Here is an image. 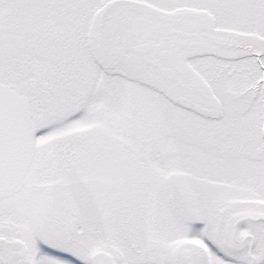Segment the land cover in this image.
Returning <instances> with one entry per match:
<instances>
[{"label":"snow or ice","instance_id":"1","mask_svg":"<svg viewBox=\"0 0 264 264\" xmlns=\"http://www.w3.org/2000/svg\"><path fill=\"white\" fill-rule=\"evenodd\" d=\"M0 264H264V0H0Z\"/></svg>","mask_w":264,"mask_h":264}]
</instances>
